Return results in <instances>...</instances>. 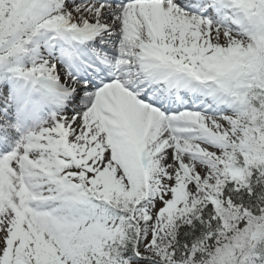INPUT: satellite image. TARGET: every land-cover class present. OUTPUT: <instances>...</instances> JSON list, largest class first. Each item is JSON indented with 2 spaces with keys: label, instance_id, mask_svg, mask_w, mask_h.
I'll list each match as a JSON object with an SVG mask.
<instances>
[{
  "label": "snow or ice",
  "instance_id": "1",
  "mask_svg": "<svg viewBox=\"0 0 264 264\" xmlns=\"http://www.w3.org/2000/svg\"><path fill=\"white\" fill-rule=\"evenodd\" d=\"M0 264H264V0H0Z\"/></svg>",
  "mask_w": 264,
  "mask_h": 264
}]
</instances>
